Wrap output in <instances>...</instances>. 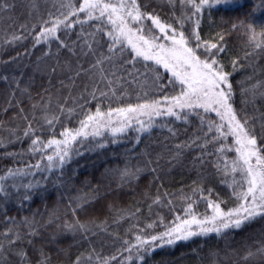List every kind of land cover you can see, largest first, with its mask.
Segmentation results:
<instances>
[{
	"label": "trees",
	"instance_id": "16d2710c",
	"mask_svg": "<svg viewBox=\"0 0 264 264\" xmlns=\"http://www.w3.org/2000/svg\"><path fill=\"white\" fill-rule=\"evenodd\" d=\"M260 2L243 0V6H238L206 0L201 11L195 13L190 0H147L148 11L155 9L162 23L171 25L177 34L184 32L190 46L196 47L192 33L200 36L198 53L213 43L223 49L211 51L216 53L213 58L218 65L230 74V103L238 119L264 114V9L257 7ZM82 3L83 0H0V176H7L9 169L23 168L27 173L0 181L5 188L0 192V264H42L45 260L48 264H77L78 259L80 264H103L104 260L108 264H264V217L219 236H193L174 245L154 247L147 253L133 247L138 243L136 236L150 238L181 219L191 218L185 210L192 200L196 201L192 214L201 219L211 215L201 195L219 203L223 211L239 205L230 186L231 176L223 171V161L220 169L216 166V149L225 141L207 142L217 135L215 125L220 120L215 113L206 116L203 130L194 116L187 122L172 119L167 127L157 126L140 135L139 142L131 130L115 138L108 132L102 137L78 138L74 149L79 154L74 151L63 168L27 169L29 164L40 163L41 168L46 164L44 154L30 151L31 140L37 136L44 143L51 138L63 139L59 133L64 128L77 129L84 119L78 113L85 96L89 113L98 106L106 112L143 102L137 97L146 92L152 98L150 81L141 78L136 82L119 71L122 67L132 69L131 64H123L128 51L121 55L117 50L111 62L100 66L109 79L119 81L114 88L106 87L107 81H101L98 70L91 71L98 56L109 55L108 44L104 33L96 30L99 22L87 20L83 12L68 16L73 27L66 36L61 27L58 39L34 45L42 28L51 27L50 23H42L49 20L50 13L64 19L61 13L70 9L62 5L78 9ZM145 25L161 35L150 20ZM14 35L26 38L14 40ZM61 41L68 47H58ZM85 41L92 43V51ZM145 63L152 65L151 61L141 60L136 67L146 72ZM160 71L164 72L162 68ZM93 89L97 96L101 89L109 97L115 90L117 96L101 103L92 99ZM49 119L53 120L52 128L47 124ZM209 122H214L211 133H207ZM168 127L176 134L172 135ZM25 132L29 135L25 136ZM197 137L202 148L187 147L179 157L175 156L177 144H191ZM226 143L232 146L233 138L229 136ZM202 151L212 154L204 155L200 161L197 158ZM224 155L230 161L236 152L226 151ZM126 167L141 171L134 179H122L121 172ZM29 183L34 185L30 190L25 187ZM26 194L28 200H24ZM78 197H87L88 202Z\"/></svg>",
	"mask_w": 264,
	"mask_h": 264
},
{
	"label": "snow or ice",
	"instance_id": "6c2138e0",
	"mask_svg": "<svg viewBox=\"0 0 264 264\" xmlns=\"http://www.w3.org/2000/svg\"><path fill=\"white\" fill-rule=\"evenodd\" d=\"M190 2L195 13H199L206 0H200V3H196L195 0H190ZM215 2L243 6V0H215ZM61 7H68L70 11L61 13L64 15V19L54 18L56 14L50 13L49 20L42 21V23L44 25L50 23L51 27L42 28L34 38V45L40 44L42 41L47 43L58 39L57 31L61 27H63L66 36L73 27V22L68 21V16L83 12L87 20L95 19L99 22L96 30L104 33L108 44L109 55L98 56L91 71L98 70L101 81H107L106 87L114 88V85L119 81L109 79L105 75V69L100 66L105 61L111 62L112 55L117 50L121 55L128 51V56L124 57L123 64H131L132 69L122 67L119 71L126 73L131 80L136 82H139L141 78L150 81L149 88L152 98H149V93L146 92L137 97L138 100L143 99V102L109 108L106 112L98 106L94 113H89L86 111L88 98L85 96V104L80 106L78 113L84 119L80 120V126L77 129L64 128L59 133L63 139L51 138L44 143L37 136L31 140L30 151L44 154L42 159L46 160V164L44 168H41L40 163L29 164L27 169L52 171L63 168L71 160L74 151L79 154L78 149H74L78 138L87 140L90 137H102L105 132L115 138L131 130L137 134L136 139L139 142L140 135L151 132L157 126L167 127L172 123V119L187 122L189 117L194 116L200 121V127L203 130L206 116L215 113L220 120V123L215 125L217 135L211 137L207 142L221 139L225 141L216 149V154H218L216 166L220 169L221 160L223 161V171L226 176H231L230 186L233 187V194L240 201L239 205L236 208L223 211L219 203L201 195L200 199L206 201L211 215H206L201 219L192 214L193 205L196 203L192 200L185 210L191 218L181 219L175 226L169 227L159 235H151L150 238H142L138 235L136 236L138 243L133 247L137 252L143 249V252L147 253L154 247L174 245L178 241H186L193 236H207L211 233L219 236L226 230H238L246 222H251L257 217H264V114L251 119L241 117L243 123L241 119L237 118V112L230 103L232 97L230 74L218 65V61L213 58L216 53L211 51L217 49V45L213 43L205 46L204 51L198 53L197 48L201 47L200 36L194 31L192 38L196 41V47L190 46L189 39H186L184 32L181 31L177 34L175 29H171V25L161 22L155 14V9L148 11L147 0H142L140 3L138 0H83L78 9L71 5H62ZM257 7L264 9V0H261ZM146 20H150L161 35L153 33L151 27H146ZM77 22L83 24L86 20ZM169 29H171V34H169ZM22 38L26 37L15 35L13 37L14 40ZM96 43L99 48V43ZM85 44L89 51L93 50L92 43L85 41ZM58 47H68V45L61 41ZM69 50L71 51V48ZM217 51L222 52L223 49H217ZM141 60L152 62V65L147 63L143 65L147 69L146 72L136 67ZM161 68L164 70L163 73L160 71ZM88 71L90 70H85V72ZM77 75L80 73L78 72ZM111 75L116 77L117 73ZM121 94L123 95V93ZM90 95L93 100H99L102 103L105 99L111 102V98H115L117 93L113 90L109 97V94L101 89L97 96L96 90L93 89ZM261 95L264 96V92ZM254 99L255 93H253ZM68 111L71 112L72 109ZM253 111L255 112V108ZM47 124L49 128L54 127L52 119L47 120ZM213 130L214 122H209L207 133H211ZM168 131L172 135L176 134L171 127H168ZM28 135L29 132H25V136ZM229 136L233 138L232 146L226 143ZM197 139L199 137L193 139L191 144L188 142L177 144L174 149L175 156L179 157L182 150L187 147L202 148L203 146L196 142ZM112 142L115 143L116 140L113 139ZM99 146L103 147V144H99ZM48 149H52L50 154L47 153ZM233 150L236 152V157L229 161L224 153ZM206 154L212 153L202 151L201 156L197 159L203 161ZM140 171L141 169L137 168L133 172L126 167L121 172V178L134 179ZM26 174L23 168L9 169L7 176H0V181L6 180L8 177ZM25 187L30 190L34 185L29 183ZM0 192H5L3 184H0ZM193 192L195 194L196 190L194 189ZM209 194H211V190H209ZM28 199L29 194H26L24 200ZM78 199L84 203L88 202L87 197H78ZM187 199L191 200L192 198L188 197ZM193 226H195V230H193ZM127 250L131 251V249ZM261 250L264 251V249ZM249 255H253V253H249ZM140 259H143V255L140 256ZM42 264H48V262L45 260ZM77 264H80L79 259ZM103 264H108L107 260H104Z\"/></svg>",
	"mask_w": 264,
	"mask_h": 264
},
{
	"label": "rangeland",
	"instance_id": "374dc122",
	"mask_svg": "<svg viewBox=\"0 0 264 264\" xmlns=\"http://www.w3.org/2000/svg\"><path fill=\"white\" fill-rule=\"evenodd\" d=\"M158 30V29H157ZM159 31V30H158Z\"/></svg>",
	"mask_w": 264,
	"mask_h": 264
}]
</instances>
